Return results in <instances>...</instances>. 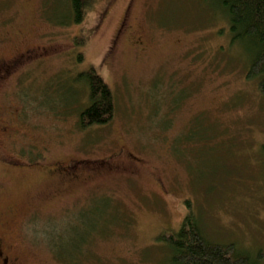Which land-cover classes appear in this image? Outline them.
I'll return each instance as SVG.
<instances>
[{
	"label": "rangeland",
	"instance_id": "374dc122",
	"mask_svg": "<svg viewBox=\"0 0 264 264\" xmlns=\"http://www.w3.org/2000/svg\"><path fill=\"white\" fill-rule=\"evenodd\" d=\"M89 6L76 23L68 0H0L3 247L19 264H173L162 236L192 212L207 242L264 264V95L249 50L226 49L209 0ZM91 68L115 114L80 129L77 77ZM71 166L76 182L49 176Z\"/></svg>",
	"mask_w": 264,
	"mask_h": 264
},
{
	"label": "trees",
	"instance_id": "16d2710c",
	"mask_svg": "<svg viewBox=\"0 0 264 264\" xmlns=\"http://www.w3.org/2000/svg\"><path fill=\"white\" fill-rule=\"evenodd\" d=\"M209 1L222 14V18H219L218 13H214L212 18L226 23L223 29L217 31L218 36H223L225 29L228 38L226 49L236 48L241 44L249 50L252 56L247 66L246 78L250 81L259 79V89L264 95V0ZM91 2L92 0H68L71 12L69 20L80 22ZM77 78L86 87L88 99L86 108L79 114L80 129L108 124L115 114L114 94L108 84L94 68L79 74ZM162 239L172 251L173 264H259L261 259L260 255L249 257L234 244L207 242L192 212L185 217L177 232L163 235Z\"/></svg>",
	"mask_w": 264,
	"mask_h": 264
},
{
	"label": "flooded vegetation",
	"instance_id": "af4514ba",
	"mask_svg": "<svg viewBox=\"0 0 264 264\" xmlns=\"http://www.w3.org/2000/svg\"><path fill=\"white\" fill-rule=\"evenodd\" d=\"M0 62H2V61L0 60ZM2 131L3 130H1V132ZM70 168H72V169H70ZM73 169H74V167H72V166L69 168L56 167L55 170L51 171L49 176L59 177L60 179H63L62 185L67 184V183H73V182L78 181L80 176H83L82 171L77 173V171L73 170ZM70 170H72V171H70ZM99 171L100 170H98V169H92L89 173L94 175V174H98ZM7 250H8V248L6 249L3 247V240L0 237V264H19L18 259L13 258L8 253Z\"/></svg>",
	"mask_w": 264,
	"mask_h": 264
}]
</instances>
